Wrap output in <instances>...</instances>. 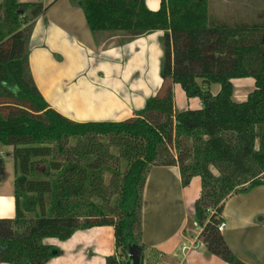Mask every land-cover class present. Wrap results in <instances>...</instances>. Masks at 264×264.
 <instances>
[{
	"label": "trees",
	"instance_id": "obj_1",
	"mask_svg": "<svg viewBox=\"0 0 264 264\" xmlns=\"http://www.w3.org/2000/svg\"><path fill=\"white\" fill-rule=\"evenodd\" d=\"M93 33L164 31L163 82L134 117L80 122L54 109L30 70L29 45L40 2L0 3V144L13 150L15 215L0 218V263H45L59 252L45 239L79 229L114 227L116 254L142 242V194L153 166L176 165L183 186L202 188L194 217L207 251L248 264L231 251L218 225L227 199L264 185V18L231 22L209 16V0H79ZM255 79L243 102L233 78ZM202 80V81H200ZM179 83L201 107L176 111ZM220 84L213 94L210 85ZM143 264V263H142Z\"/></svg>",
	"mask_w": 264,
	"mask_h": 264
},
{
	"label": "crops",
	"instance_id": "obj_2",
	"mask_svg": "<svg viewBox=\"0 0 264 264\" xmlns=\"http://www.w3.org/2000/svg\"><path fill=\"white\" fill-rule=\"evenodd\" d=\"M20 1L49 6L34 21L30 70L41 94L58 112L80 122L123 121L134 117L158 93L163 82V30L126 41L130 36L124 32L93 33L79 0ZM145 1L152 11L161 7V0ZM217 84L210 85L213 94L220 91ZM232 84V98L237 102L246 101L256 89L251 76L233 78ZM173 91L174 103L177 95L188 98L184 110L201 107L200 98L188 97L179 83ZM0 148L12 151L14 165V149L2 144ZM3 154L0 149V157ZM6 163L0 158V218L14 217L16 207V168L14 165L15 174L8 181L4 177ZM191 181L183 186L176 165L153 166L148 172L141 215L148 264H229L209 253L204 244L197 246L202 240L197 239L192 223L197 221L194 205L202 180L197 176ZM221 216L225 223L221 232L231 251L248 264H264V185L230 196ZM50 239L45 242L59 252L43 264H106V258L117 253L112 225L79 229L67 240Z\"/></svg>",
	"mask_w": 264,
	"mask_h": 264
},
{
	"label": "rangeland",
	"instance_id": "obj_3",
	"mask_svg": "<svg viewBox=\"0 0 264 264\" xmlns=\"http://www.w3.org/2000/svg\"><path fill=\"white\" fill-rule=\"evenodd\" d=\"M209 16L228 22L231 21L232 23L262 20L264 18V0H209ZM216 86L219 87V84ZM210 90L213 93L214 89L212 88ZM217 92L218 90L215 93ZM187 99V97L177 95L175 109L178 111L187 109L185 108L187 107ZM0 149L4 151L3 156L0 158L8 162L4 167V177L6 180L11 181V178L15 174L14 165L10 161L12 151L9 148L7 150H4V148ZM192 225L195 230V235H197L198 231L195 229L194 221ZM46 241L48 240L46 239Z\"/></svg>",
	"mask_w": 264,
	"mask_h": 264
},
{
	"label": "water",
	"instance_id": "obj_4",
	"mask_svg": "<svg viewBox=\"0 0 264 264\" xmlns=\"http://www.w3.org/2000/svg\"><path fill=\"white\" fill-rule=\"evenodd\" d=\"M128 255L129 258L126 264H142L143 248L137 243H130L128 245ZM36 264H43L42 262H37Z\"/></svg>",
	"mask_w": 264,
	"mask_h": 264
},
{
	"label": "built area",
	"instance_id": "obj_5",
	"mask_svg": "<svg viewBox=\"0 0 264 264\" xmlns=\"http://www.w3.org/2000/svg\"><path fill=\"white\" fill-rule=\"evenodd\" d=\"M194 226H195V229L198 231V233H197V239H199V237H201V236H200V232H201V230H202V227H201L199 221H194ZM224 227H225V223H224V221H222L221 223H219L218 228H219L220 231H222V230L224 229ZM203 244H204V243H203L202 241L199 242V244L197 245L198 248L201 247V245H203ZM183 249H185V246H183ZM142 263H143V264H148L147 259L143 257V259H142Z\"/></svg>",
	"mask_w": 264,
	"mask_h": 264
}]
</instances>
